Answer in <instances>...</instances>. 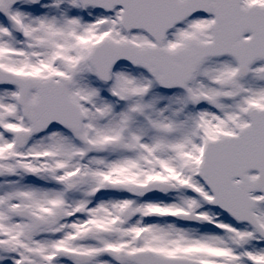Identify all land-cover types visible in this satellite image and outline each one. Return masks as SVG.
<instances>
[{"label": "snow or ice", "instance_id": "6c2138e0", "mask_svg": "<svg viewBox=\"0 0 264 264\" xmlns=\"http://www.w3.org/2000/svg\"><path fill=\"white\" fill-rule=\"evenodd\" d=\"M0 264H264V0H0Z\"/></svg>", "mask_w": 264, "mask_h": 264}]
</instances>
